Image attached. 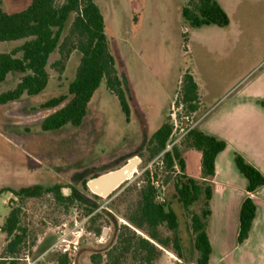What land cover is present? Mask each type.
I'll return each instance as SVG.
<instances>
[{
  "label": "rangeland",
  "instance_id": "obj_1",
  "mask_svg": "<svg viewBox=\"0 0 264 264\" xmlns=\"http://www.w3.org/2000/svg\"><path fill=\"white\" fill-rule=\"evenodd\" d=\"M30 1L0 0V10L19 12ZM186 2L95 0L105 21L117 74L126 85L128 121L117 97L102 82L80 127L66 125L54 132L40 131L41 121L55 111L41 109L40 105L67 95L80 63L78 52H72L62 66H55L60 59L59 52L50 56L49 81L43 92L0 105V228L10 208L20 207L22 222L28 230L25 254L32 258L39 255L54 243L57 226L82 220L86 217L85 211L78 203L65 210L51 195L20 201L3 189L18 190L30 185L71 186L82 192L80 196L90 204L93 199L83 192V182L138 158L140 163L126 186L99 201L119 223L128 225L122 217L136 202L138 194L136 190L131 193H123V190L128 185L137 188L142 185L143 172L152 170L158 161L157 158L148 160L142 144L166 121L174 128L167 150L177 146L185 160V175L202 182L201 152L183 142L186 130L198 127L201 112L188 116L182 106L176 105L182 78L186 73L193 76L200 108L201 103L209 105L235 90L264 56V11L253 9L249 14L248 7L243 6L230 16L231 24L226 28L214 25L191 28L182 17ZM21 44L22 41L0 43V53H9ZM18 79L19 75L8 74L0 83V94L13 89ZM175 171L178 173L179 169L176 167ZM167 173L159 168L158 179L153 183L158 191L157 200L170 206L177 215L176 236L181 260L176 257L170 241L167 248L156 244L160 253L154 264H197L189 215L174 192L175 174L167 176ZM63 193L68 195L69 190L64 189ZM202 201L190 207L191 213H200ZM105 221H98L103 229L99 236L88 230V223L84 224L86 234L71 264H92L90 255H103L100 264H106L105 249L109 248L113 226ZM160 234L163 239L173 236L165 227L160 228ZM5 241L6 236L0 232V255ZM41 262L37 264H55ZM20 264H24L22 260ZM120 264H135L133 252L126 254Z\"/></svg>",
  "mask_w": 264,
  "mask_h": 264
},
{
  "label": "trees",
  "instance_id": "obj_2",
  "mask_svg": "<svg viewBox=\"0 0 264 264\" xmlns=\"http://www.w3.org/2000/svg\"><path fill=\"white\" fill-rule=\"evenodd\" d=\"M182 17L191 28L210 25L224 28L229 25L228 16L216 0H187L182 8ZM15 41H22V44L9 53H0V83H3L10 73L19 75L16 86L0 94L1 106L16 102L23 96H36L45 90L49 81L47 67L53 53L60 54L55 66H62L72 52H78L81 57L80 63L74 79L68 86L67 95L51 98L40 105L41 109H55L41 121L40 131L54 132L66 125L80 127L86 118L88 106L102 82L105 83L107 90L117 97L121 111L128 121L130 110L126 85L117 74L105 21L95 0H31L27 7L19 12L7 13L0 10V43ZM176 105L182 106L188 116L200 109L198 86L189 73L182 78ZM260 105L264 107V101ZM173 131V125L166 121L142 144L148 153V160L153 161L157 158L158 161L153 164L152 170L146 169L143 172L142 185L138 188L136 185H128L123 190V193L136 190L138 194L136 202L122 217L128 225L119 223L115 215L101 208L99 201L102 198L91 194L86 182H83L81 187L83 192L93 199L90 204L80 196L82 192L71 186L30 185L18 190L2 191L10 192L20 201L51 195L65 210L78 203L83 207L85 216H90L88 230L96 236L103 234L98 221L105 219V223L110 222L113 233L109 239V248L105 249L106 264H120L125 255L131 252L135 264H154L160 253L156 244L167 248L170 241L176 257L181 260L176 236L177 215L170 206L157 200L158 191L153 183L158 179V170L161 168L166 173L175 174L174 192L189 215L193 247L198 253L196 263L209 264L212 248L206 228L211 216L209 203L212 191L207 181L214 176L215 158L226 148V143L205 134L198 127H189L186 130L183 142L201 152L200 177L203 180L199 182L185 175L186 164L178 147L173 145L167 150ZM234 164L247 181V195L240 206L236 237V243L240 245L247 239L255 218L253 194L264 187V175L239 153L234 154ZM176 167L179 169L178 173L175 171ZM97 176L98 174L92 178ZM127 183L126 181L118 190ZM64 189L69 190L68 195H64ZM202 199L200 213H191L190 207ZM161 227L173 233L172 239L161 237ZM0 232L6 236L0 264H20L28 238V230L22 222L20 207L10 208ZM102 258L103 255H90L92 264H100ZM44 261L71 264L66 255L57 252L48 253L42 262Z\"/></svg>",
  "mask_w": 264,
  "mask_h": 264
},
{
  "label": "crops",
  "instance_id": "obj_3",
  "mask_svg": "<svg viewBox=\"0 0 264 264\" xmlns=\"http://www.w3.org/2000/svg\"><path fill=\"white\" fill-rule=\"evenodd\" d=\"M216 2L228 16V26L230 16L243 6L249 14L253 9L264 11V0ZM259 61L235 90L209 105L201 103L199 109V130L226 143L215 158L214 176L207 181L212 191L206 228L212 248L209 264H264V187L253 194L255 218L247 239L238 245L239 210L247 195V181L234 164V154L239 153L264 175V107L260 105L264 101V56Z\"/></svg>",
  "mask_w": 264,
  "mask_h": 264
},
{
  "label": "built area",
  "instance_id": "obj_4",
  "mask_svg": "<svg viewBox=\"0 0 264 264\" xmlns=\"http://www.w3.org/2000/svg\"><path fill=\"white\" fill-rule=\"evenodd\" d=\"M101 208H104L101 206ZM90 216H86L82 220H75L74 224H60L56 227L55 241L45 251L32 258L29 254H25L21 259L24 264H37L43 261L50 252H57L66 255L70 260L76 256L81 247V239L86 234L84 224L88 223ZM89 234V233H87Z\"/></svg>",
  "mask_w": 264,
  "mask_h": 264
},
{
  "label": "water",
  "instance_id": "obj_5",
  "mask_svg": "<svg viewBox=\"0 0 264 264\" xmlns=\"http://www.w3.org/2000/svg\"><path fill=\"white\" fill-rule=\"evenodd\" d=\"M139 163L138 158H132L123 167L92 178L86 183V187L91 194L107 198L130 179Z\"/></svg>",
  "mask_w": 264,
  "mask_h": 264
}]
</instances>
